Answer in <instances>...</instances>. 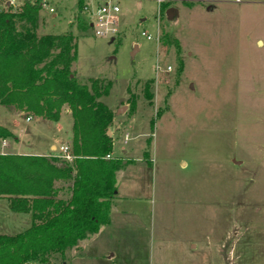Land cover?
Wrapping results in <instances>:
<instances>
[{
    "label": "rangeland",
    "instance_id": "rangeland-1",
    "mask_svg": "<svg viewBox=\"0 0 264 264\" xmlns=\"http://www.w3.org/2000/svg\"><path fill=\"white\" fill-rule=\"evenodd\" d=\"M105 1L87 0L72 69L112 82L107 160L125 166L110 223L51 264H264V0H115L116 30L98 36L92 13ZM75 4L54 0L37 34L66 32ZM72 125L66 107L54 122L0 105L14 136L0 153L58 155ZM30 225L0 199V234Z\"/></svg>",
    "mask_w": 264,
    "mask_h": 264
},
{
    "label": "trees",
    "instance_id": "trees-1",
    "mask_svg": "<svg viewBox=\"0 0 264 264\" xmlns=\"http://www.w3.org/2000/svg\"><path fill=\"white\" fill-rule=\"evenodd\" d=\"M8 9L0 8V105L54 122L64 107L69 109L75 158L69 163L0 153V199L12 212L31 218L23 232L0 234V264H51L110 223L117 173L125 166L118 158L107 160L114 150L107 135L114 112L102 99L113 85L104 78L83 82L72 69L73 29L90 28L87 0H76L74 20L60 34H37L42 0H23L18 11ZM9 138L13 134L0 126V140ZM59 182L69 185L68 198L59 196Z\"/></svg>",
    "mask_w": 264,
    "mask_h": 264
},
{
    "label": "built area",
    "instance_id": "built-area-1",
    "mask_svg": "<svg viewBox=\"0 0 264 264\" xmlns=\"http://www.w3.org/2000/svg\"><path fill=\"white\" fill-rule=\"evenodd\" d=\"M51 1L54 0H42V9L47 10L52 15H57L55 13V9L52 7ZM158 3H163L166 0H156ZM234 3H241V0H231ZM13 4L11 1L8 3V5ZM88 11V9H87ZM120 9L118 5L116 4L115 0H106L103 4H99L97 10L95 13H92V26L97 30L98 36H103L105 32H114L116 29L114 26V16L119 13ZM143 36H146L148 40H152V37L150 35H147L143 32ZM30 118H27V121H30ZM2 146H6V140L2 142ZM63 161H67L69 163H72L74 161V156L71 153L70 147L63 145L59 149V154L57 156ZM107 158H110L108 156Z\"/></svg>",
    "mask_w": 264,
    "mask_h": 264
},
{
    "label": "crops",
    "instance_id": "crops-1",
    "mask_svg": "<svg viewBox=\"0 0 264 264\" xmlns=\"http://www.w3.org/2000/svg\"><path fill=\"white\" fill-rule=\"evenodd\" d=\"M232 3H234V2H232ZM54 17H55V15H53ZM62 146H63V144H62ZM51 149L52 150H55L56 148H55V146H52L51 147ZM26 155H34V154H26ZM38 156H44V157H48V158H58L57 156L58 155H47V154H37ZM117 197H118V195H117ZM85 241V240H84Z\"/></svg>",
    "mask_w": 264,
    "mask_h": 264
},
{
    "label": "water",
    "instance_id": "water-1",
    "mask_svg": "<svg viewBox=\"0 0 264 264\" xmlns=\"http://www.w3.org/2000/svg\"><path fill=\"white\" fill-rule=\"evenodd\" d=\"M170 12H171V11H169V13H170ZM261 44H262V42H259V45H261ZM119 111H120V110H119ZM119 111H118V112H119ZM107 135H108V136H111V130H110V129L107 131Z\"/></svg>",
    "mask_w": 264,
    "mask_h": 264
}]
</instances>
